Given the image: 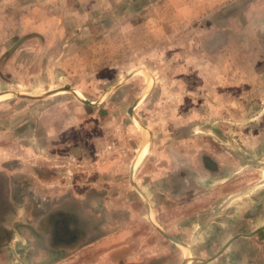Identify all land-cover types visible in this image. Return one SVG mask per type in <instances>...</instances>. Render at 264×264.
<instances>
[{"label":"rangeland","instance_id":"rangeland-1","mask_svg":"<svg viewBox=\"0 0 264 264\" xmlns=\"http://www.w3.org/2000/svg\"><path fill=\"white\" fill-rule=\"evenodd\" d=\"M263 134L264 0H0V264H264Z\"/></svg>","mask_w":264,"mask_h":264},{"label":"crops","instance_id":"crops-1","mask_svg":"<svg viewBox=\"0 0 264 264\" xmlns=\"http://www.w3.org/2000/svg\"><path fill=\"white\" fill-rule=\"evenodd\" d=\"M263 137H264V134H263ZM216 159L218 160L219 158H216ZM220 166H221L220 175L213 177L212 184H219L220 185V184H222L223 182H225L227 180V174L224 175V171H222L223 170L222 169L223 168V163L220 162ZM231 166H234V164H231ZM231 166H230V168L228 166L225 167L226 168L225 169L226 171H227V168H229L228 170H230V175L236 173L235 169H233ZM205 177L206 176H203V179ZM199 180L200 179H198V181ZM260 183L262 184L261 188L264 187V179H262V182H260ZM197 186H198V188H200L201 185L200 184H197ZM247 201H248V198H246L245 202H247ZM245 210H246V208H244L243 211H245ZM202 213H203V211L199 212L198 214H202ZM85 214L88 215V216H86V218H89L90 217L92 219H93V217H97L98 216V213L97 212H93L92 213V211H91V214H90V212L89 213L88 212L87 213L85 212ZM128 215L129 216L124 217V222H123L124 225L121 226V227L119 226V228L116 231H109L108 232V231L103 230V228L101 226H99L98 228H96L94 226L93 227L92 226L88 227V225H86L85 230H88V232H86L85 235H87V236L92 235V236H90L91 238L89 237V239H87L88 242L86 243L85 246H96V247H99V246H135L136 245L135 241H137V240L133 239L132 241H130L131 238L128 237V235H132L133 234V229L134 228L133 227H127L126 221H125L126 218H133L134 215H135V213H130ZM160 217H161V219H160L161 224L166 229H168L167 226H168L169 223L165 221L166 220V216L164 217V216L160 215ZM76 222H77V220H76ZM263 223H264V216L262 217V219L260 221V224H258V225H262ZM202 226L205 227V225H202ZM177 229H178V227H176L174 231L175 232L176 231H180V233L183 232L182 228L181 229H178V230ZM202 229H205V228H201V230ZM156 243L157 242H155V244ZM18 244H21V242L18 243ZM18 244L15 243L13 245H18ZM136 246H141V245H138L137 244ZM148 246H153V244L152 245H148ZM33 248H36L37 250H41L42 249V248H39L37 246H6V249H7L6 251L8 253V256H11L14 253V251H16V250H19V249L22 250V249H24L25 250V253H26L27 252L26 250L31 251V250H33ZM43 249L44 250H47L48 249L47 250V253H46V256L47 257L57 256L59 254V252L61 251V247H59V246H58V248H53V247H50V246H47L45 248L43 246ZM227 249H230V248H227Z\"/></svg>","mask_w":264,"mask_h":264},{"label":"bare ground","instance_id":"bare-ground-1","mask_svg":"<svg viewBox=\"0 0 264 264\" xmlns=\"http://www.w3.org/2000/svg\"><path fill=\"white\" fill-rule=\"evenodd\" d=\"M76 94V93H75ZM80 98H82V97H80ZM143 148H141V150H140V152H139V154H138V156L136 157V160H135V164H134V168H135V166H136V162L138 163L140 160H141V158L144 156V154H145V152L147 151V144L145 143L143 146H142Z\"/></svg>","mask_w":264,"mask_h":264},{"label":"water","instance_id":"water-1","mask_svg":"<svg viewBox=\"0 0 264 264\" xmlns=\"http://www.w3.org/2000/svg\"><path fill=\"white\" fill-rule=\"evenodd\" d=\"M81 101H83V102H86V103H88V104H91V102L90 101H86V100H84V99H82L81 98ZM170 240H172L173 242H177L174 238H172V237H169V236H167ZM190 260V258H184L181 262H180V264H187V262Z\"/></svg>","mask_w":264,"mask_h":264}]
</instances>
